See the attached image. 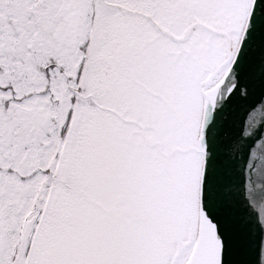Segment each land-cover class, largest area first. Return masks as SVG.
<instances>
[{
	"label": "snow or ice",
	"instance_id": "obj_1",
	"mask_svg": "<svg viewBox=\"0 0 264 264\" xmlns=\"http://www.w3.org/2000/svg\"><path fill=\"white\" fill-rule=\"evenodd\" d=\"M0 264H264V0H0Z\"/></svg>",
	"mask_w": 264,
	"mask_h": 264
}]
</instances>
